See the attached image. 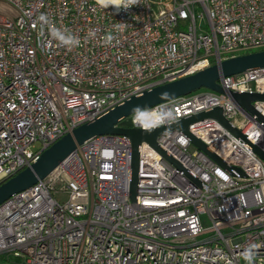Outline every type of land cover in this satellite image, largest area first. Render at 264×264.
I'll return each instance as SVG.
<instances>
[{
    "label": "built area",
    "instance_id": "2783aa9c",
    "mask_svg": "<svg viewBox=\"0 0 264 264\" xmlns=\"http://www.w3.org/2000/svg\"><path fill=\"white\" fill-rule=\"evenodd\" d=\"M41 14L79 45L62 46ZM260 50L264 0H139L118 12L96 0H0V183L128 98ZM217 82L223 93L196 90L151 108L170 105L178 119L218 108L244 139L213 118L191 123L188 132L220 162L185 134L164 132L156 145L179 168L141 143L132 200L130 140L95 137L0 204V257L19 254L23 264H246L241 251L255 243L254 264H264V159L254 151L264 155V101L248 112L231 96L264 95V68ZM132 117L116 126L138 128Z\"/></svg>",
    "mask_w": 264,
    "mask_h": 264
},
{
    "label": "water",
    "instance_id": "95a60500",
    "mask_svg": "<svg viewBox=\"0 0 264 264\" xmlns=\"http://www.w3.org/2000/svg\"><path fill=\"white\" fill-rule=\"evenodd\" d=\"M258 68H264V50L226 59L219 65H212L190 76L156 86L150 90L143 91L128 98L124 102L112 108L110 111L98 116L93 121L83 123L72 129L71 132L65 134L49 148L44 150L38 159L29 167H26L13 177L1 182L0 204L12 195L33 186L38 180L44 179L66 156L75 151L77 146H81L85 142L101 135L126 136L131 142L132 159L130 198L132 200L135 199L136 195L137 169L139 162L138 156L141 143H148L160 154L163 159L173 163L179 168L178 164H176V162L165 151L156 145V138L164 132L179 131L185 134L190 139L192 144L198 147V149L220 162L199 140L195 139L188 132V126L191 123L207 118H213L219 121L233 134L241 139H244L229 122L221 118L220 110L218 108L184 117L179 119L178 123H173L170 128H157L151 133L143 132L139 128H122L116 125L125 117L133 114V106L139 105L141 107L151 108L158 104L176 99L177 97L187 95L200 88H206L218 93H223L217 82L220 77H229ZM165 92L168 93L167 97H162L161 94ZM231 96L238 105L248 112H252V102L264 101V95L256 93L250 94L233 91L231 92ZM261 120L264 122V119ZM254 151L264 159V155L257 149H254ZM229 171L232 174L241 175L240 171L236 168L231 167Z\"/></svg>",
    "mask_w": 264,
    "mask_h": 264
},
{
    "label": "clouds",
    "instance_id": "9594fccd",
    "mask_svg": "<svg viewBox=\"0 0 264 264\" xmlns=\"http://www.w3.org/2000/svg\"><path fill=\"white\" fill-rule=\"evenodd\" d=\"M97 5L102 9H108L112 7L115 11L128 10L134 5L139 4V0H96ZM39 21L43 25L49 27L50 35L56 39L62 46L66 48H73L79 45L80 40L77 36L72 34L68 29L56 28L49 18L41 14ZM89 35H94V32H89ZM112 37L108 36L105 43H109ZM168 93H162V97H167ZM133 124L141 131L151 133L157 128H170L173 123H178L179 119L176 115L174 107L170 105H159L155 108H145L139 105L133 106L132 109ZM218 179L227 181L228 177L222 171L213 170ZM202 180H207V177H201ZM257 245L255 243H249L241 251V258L246 264H254L255 257L257 255Z\"/></svg>",
    "mask_w": 264,
    "mask_h": 264
},
{
    "label": "rangeland",
    "instance_id": "374dc122",
    "mask_svg": "<svg viewBox=\"0 0 264 264\" xmlns=\"http://www.w3.org/2000/svg\"><path fill=\"white\" fill-rule=\"evenodd\" d=\"M198 90H206V88H200ZM24 262L25 258L19 254H9L0 257V264H23Z\"/></svg>",
    "mask_w": 264,
    "mask_h": 264
},
{
    "label": "trees",
    "instance_id": "16d2710c",
    "mask_svg": "<svg viewBox=\"0 0 264 264\" xmlns=\"http://www.w3.org/2000/svg\"><path fill=\"white\" fill-rule=\"evenodd\" d=\"M158 9H160V8H158V7H155V9H154V12H157V11H158Z\"/></svg>",
    "mask_w": 264,
    "mask_h": 264
},
{
    "label": "bare ground",
    "instance_id": "6f19581e",
    "mask_svg": "<svg viewBox=\"0 0 264 264\" xmlns=\"http://www.w3.org/2000/svg\"><path fill=\"white\" fill-rule=\"evenodd\" d=\"M237 75V74H236Z\"/></svg>",
    "mask_w": 264,
    "mask_h": 264
}]
</instances>
